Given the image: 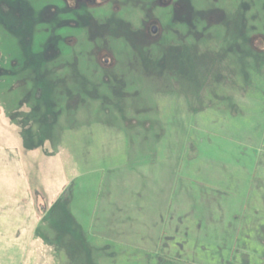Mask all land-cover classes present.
<instances>
[{
  "label": "rangeland",
  "instance_id": "374dc122",
  "mask_svg": "<svg viewBox=\"0 0 264 264\" xmlns=\"http://www.w3.org/2000/svg\"><path fill=\"white\" fill-rule=\"evenodd\" d=\"M0 264H264V0H0Z\"/></svg>",
  "mask_w": 264,
  "mask_h": 264
},
{
  "label": "flooded vegetation",
  "instance_id": "af4514ba",
  "mask_svg": "<svg viewBox=\"0 0 264 264\" xmlns=\"http://www.w3.org/2000/svg\"><path fill=\"white\" fill-rule=\"evenodd\" d=\"M102 1H104V0H102ZM151 32H152L153 34H156V33H157V29L153 26Z\"/></svg>",
  "mask_w": 264,
  "mask_h": 264
}]
</instances>
